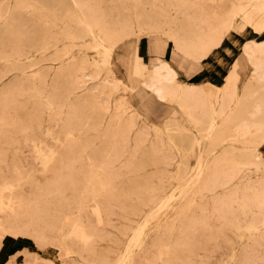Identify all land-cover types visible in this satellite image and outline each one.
<instances>
[{"label":"rangeland","instance_id":"1","mask_svg":"<svg viewBox=\"0 0 264 264\" xmlns=\"http://www.w3.org/2000/svg\"><path fill=\"white\" fill-rule=\"evenodd\" d=\"M49 1L0 0V10L8 9L0 17V95L5 82L15 76L22 78L0 112V264H52L50 260L53 264H99V254L105 256L106 264H115L134 229L144 224L148 207H153L155 199L167 198L163 208L144 224L143 249L135 248L136 259L147 251V259L140 264H157L158 249L164 250L168 242L167 255L162 258L166 261L176 249L174 264H264V205L257 203L264 199V173L249 171L236 176L228 186L216 190L217 196L226 195L220 202H212L209 196L201 198L198 192H186L185 185L171 178L174 161L183 157L192 170L196 160L206 162L214 154H205L203 145H193L186 154H180L170 143L163 131L164 120L172 117L178 119L181 128L192 129L175 99L163 102L150 93L142 102L134 98L140 81L148 80L143 66L151 69L157 63L146 53L149 39L163 37L178 50L175 40L179 36L170 37L167 30L157 33L140 29L138 13L152 9L165 12L178 26L185 21L176 15L174 3L184 8L188 23L202 27L206 45L211 44L202 56L195 55V59L209 57L205 62L208 78L205 69L189 76L187 64L179 66L171 61L170 50L163 58L178 70L177 80L196 84L194 93L202 89L200 96L204 91L220 96L228 82L230 96L226 101L235 105L232 90L240 93L251 67L241 61L237 71L229 75V63L243 57L246 42L255 49L253 61L263 54L264 0H79L77 9L71 6L69 14L62 10L70 6L68 0L56 6ZM78 9L93 21L92 32L83 36L75 33ZM104 37L108 41L100 39ZM42 69L51 73L59 70V77L68 80L88 75L84 86L96 87L95 102L100 104L108 98L107 110L92 109L94 120L106 123L79 131L67 127L68 108L59 111L55 104L45 101L46 90H36L41 83L35 72ZM3 71H8L5 78H1ZM129 117V138L122 140L114 123ZM194 134L202 138V134ZM225 134L234 137L225 143L230 154L217 150L223 155L220 167L237 166L236 156L241 151H264V141L253 140L252 126ZM114 151L119 155L115 157ZM73 152L82 156L70 155ZM106 160L118 161L109 164ZM149 160L155 161L160 171L152 165L137 170V162ZM147 175L149 183H141ZM53 183L67 204V220L62 224L53 219L47 226L32 218L47 215ZM141 203L146 205L145 211L131 216L130 208ZM189 205L188 212L180 217V211ZM248 226H252V235ZM170 228L174 233L171 238ZM54 235L58 239L49 240ZM176 241L185 244L177 248Z\"/></svg>","mask_w":264,"mask_h":264},{"label":"bare ground","instance_id":"2","mask_svg":"<svg viewBox=\"0 0 264 264\" xmlns=\"http://www.w3.org/2000/svg\"><path fill=\"white\" fill-rule=\"evenodd\" d=\"M60 2L61 0H50L48 3L51 6H56L60 4ZM68 2L70 6L67 4L62 9L64 14H69L71 6L72 8L77 9L79 5V0H68ZM172 5L175 7L176 15L180 14L183 16L185 23H179V25L176 26L171 16L166 18L167 15L165 12H156L155 9H152L150 13H147L145 10L138 13L140 20L138 22V27L145 31H154L157 33L167 30L170 34V37H174L175 34H179L178 39L175 40V46L180 52H182L184 55L191 56L192 58H197L198 55L202 56L201 52H204L206 48L211 46V44L206 45L208 41H206V39L204 40L203 36L205 33L202 31V27L196 25L193 22L188 23L185 19L187 14L185 13L184 8L181 6H176L174 3H172ZM7 11L8 9L5 7L1 9L0 17H3ZM15 13L16 12L12 10L11 15L14 16ZM75 18L77 20V26L75 29L76 34L83 36L87 32H92L93 21L90 18L83 16V14L79 12V9L77 10ZM192 19L195 20L196 17H192ZM97 29L99 32H102L101 28ZM100 39H102L103 42L108 41L105 37ZM25 41L27 42V40ZM186 45H188V47L194 51H189ZM242 53L244 54L243 57L242 55L241 58H238L237 56L229 63V75H233L235 73V69L237 71V67L241 61H244L251 67L250 77L241 87L240 93L232 90L231 98L235 100V105L226 101L227 96H230L227 93V89L229 88L228 82L225 86L226 91L220 96L217 95L216 97L215 94L206 91L203 92L204 96H200V91H202V89L199 90L198 93H194L197 88L196 84L177 80V71L172 66L170 61L164 58H156L155 61H157V63H155L151 69L143 66V72L147 75L148 80L142 79L140 81V88L134 95V98L141 102L142 99L148 96L149 93L151 96L163 102H171L172 99L176 100L175 103L177 104V107L180 109V111H182V114L189 119L192 129L181 128L178 125V119L172 117L164 120L163 131L167 134L170 143L178 149L180 154H186L189 150H191L193 145L199 148H201L203 145L204 153L214 154V157L212 160H208L206 162L202 160H196L195 167H193L192 170L189 169L188 160H185L183 157H181L180 160L174 161V173L171 178L178 183L185 185L184 188L186 192H198L201 198H207V196H209L213 198L212 202H220L221 200H225L226 195L224 197H220L219 195L217 196L216 190L218 188H223L225 185L228 186V184H230L231 181L236 178V176L239 175L241 177V175H244V172L247 173L249 171H253L255 173H264V151H261L257 148H253L249 151H241L236 156L237 166L228 164L226 166L220 167L219 165V163L223 161V155L221 152H217V150H219L218 148H220V150L222 149V151L226 154H230V146H226L225 143L226 141H231L234 137V135L225 134L226 132H230L232 130L234 132H238L242 128L252 126L255 131V135L253 136L254 142L258 143L259 141H264V52L260 58L257 57L253 61L255 49L246 42L242 46ZM55 71L56 72L52 71L54 73H51L50 71H45V69H42L39 73L35 72L41 83V88L36 85V90L39 91V93H45L46 90V94H44L45 101L47 104H55L59 111H61L63 108H68L69 118L67 119L66 126H71L73 127L72 129L79 131L83 128H86L85 126L93 127L106 123L104 120H98V122L95 121L93 118L94 114L92 109L96 106L98 108L107 110L108 107L106 104L108 103V98L103 100L100 104L95 102L96 97L93 91L96 89V87L93 88L91 86H84V78H89L88 75H82L79 80H68L66 78L59 77V73L61 71ZM7 73L8 71H3L1 78H5ZM135 73L137 74V72ZM47 77L49 80L45 81ZM19 80H22V78L20 79L19 77L15 76L12 80L10 79L8 82L3 84L0 95L1 113L5 107L4 103L7 100L8 95L11 94L12 90L17 88ZM104 81L105 83L108 82V80ZM97 89L99 90L100 88ZM208 97L212 98L213 102H211ZM142 104L144 105V103ZM214 105L217 106L216 109H214ZM172 113L173 112H171L170 116ZM173 114H175V111ZM131 123V117L125 120L116 121L114 123V127H116V133L121 135L122 140H127L129 138L128 135ZM194 132L202 134V138H197ZM206 141H208V144L205 143ZM85 147L86 145L81 148L84 149ZM70 155L82 156V153L76 154L73 152ZM114 155L116 157V155L119 154L114 151ZM116 161L118 160H106V162L109 164H113ZM148 165L156 167L155 171H160V168H157L156 162L153 160H149L145 163L139 161L137 162L136 167L137 170H142ZM188 175L190 176L188 177ZM149 179H151L150 175L144 176L142 177L141 183L148 184ZM49 190L53 203L51 202V205L47 211V215L37 216L32 218V220L45 222V225L47 223V226H49V221L58 219L60 223L64 224V222L67 220V215L65 214L67 204L66 202H63L64 200L63 197H61V189L53 183ZM147 200H150V196L147 197ZM167 200L168 198L165 200H154L155 204L153 207L149 206L145 212L143 217L144 224L151 217L155 216L156 211L163 208L166 202H168ZM142 201L143 200H141V202ZM257 203L259 205H264V199L258 200ZM145 206L146 205L143 203H141L140 206H132L130 208V215H136L137 217L139 212L145 211ZM190 206L191 205H189L186 210L182 209L180 211V217H182L181 214H186V212H188ZM63 216L64 218H62ZM196 219L198 218L196 217ZM261 223L264 226V211L262 213ZM144 224L134 229L133 235L130 237L125 248L124 254L117 257L115 264H140L142 261L147 259L144 254L147 252L146 250L142 251L144 257L141 256L139 259H136L135 254V248H141L144 244V239L142 236ZM247 228L248 233L252 235V226H248ZM168 232L169 238L174 236L171 228L168 230ZM53 238L56 240L58 239V237L54 235L49 240ZM58 241H61V239ZM51 243L53 244V242ZM183 244L185 243L176 241L175 245H177V248H182ZM168 245L169 242L167 245H165V248H163L164 250H162V247L158 249L157 264H174L176 249L174 252H172V255H169L166 261L162 258L163 255H167ZM97 257L99 264H106L108 262H105L107 259L104 260L105 256L102 254L97 255ZM49 263L53 264L52 260H50ZM63 263L64 262H62V264Z\"/></svg>","mask_w":264,"mask_h":264},{"label":"crops","instance_id":"3","mask_svg":"<svg viewBox=\"0 0 264 264\" xmlns=\"http://www.w3.org/2000/svg\"><path fill=\"white\" fill-rule=\"evenodd\" d=\"M220 49H221V47H220ZM167 50L171 51V61H173L175 64H177L179 66L183 65V64L188 65V70H186V73L189 76H192V75L198 73L200 70L205 69L206 73H207V78H208L209 68L206 66L205 62L210 60L209 57L204 56L201 59H195V58L187 57L184 54H182L181 52H179L178 50H176L175 47L173 46V43H171L169 40H167L163 37H154V38L151 37L149 39V43L146 44V53H147V55L150 54L149 60H152V62H154V60H156V58H158V57L163 58V56ZM168 61H170V60H168Z\"/></svg>","mask_w":264,"mask_h":264}]
</instances>
